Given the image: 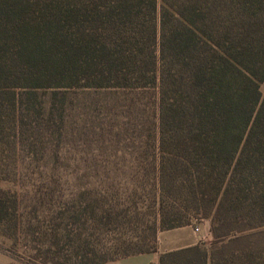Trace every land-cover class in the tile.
Instances as JSON below:
<instances>
[{
    "label": "trees",
    "instance_id": "1",
    "mask_svg": "<svg viewBox=\"0 0 264 264\" xmlns=\"http://www.w3.org/2000/svg\"><path fill=\"white\" fill-rule=\"evenodd\" d=\"M261 84L264 0H0V236L105 264L207 222L159 264H264Z\"/></svg>",
    "mask_w": 264,
    "mask_h": 264
},
{
    "label": "rangeland",
    "instance_id": "2",
    "mask_svg": "<svg viewBox=\"0 0 264 264\" xmlns=\"http://www.w3.org/2000/svg\"><path fill=\"white\" fill-rule=\"evenodd\" d=\"M260 93L261 96L264 97V84L260 85ZM0 187L3 189L11 190V191H17L18 193L22 192V189H16V187L13 184L9 183H1ZM28 190V189H27ZM32 190V189H29ZM28 197H32V194H30ZM192 231H194L195 228L199 229L198 234L199 240H203L202 242L205 245H208L211 243V237L207 231L208 223L202 222V223H196L193 222L191 226H189ZM165 232V231H164ZM172 232H165V233H158L157 235V244L158 241L161 243V245H167L168 242L173 241L174 238H170L172 236ZM30 245L26 246L24 239L21 238L18 240L16 247L13 246V244L8 241L7 239L0 236V264H43L42 257L35 258V253L32 250V243H29Z\"/></svg>",
    "mask_w": 264,
    "mask_h": 264
},
{
    "label": "crops",
    "instance_id": "3",
    "mask_svg": "<svg viewBox=\"0 0 264 264\" xmlns=\"http://www.w3.org/2000/svg\"><path fill=\"white\" fill-rule=\"evenodd\" d=\"M207 231H208V227H207ZM165 232L174 233L172 234V236H170V238H174V240L168 242L167 245H163V244L161 245V243L158 241L157 250L155 253L139 254V255L115 260L112 262H108L105 264H159V256L161 254L183 248L192 247L199 243L198 234H195L194 231H192L189 226L170 230V231H165Z\"/></svg>",
    "mask_w": 264,
    "mask_h": 264
},
{
    "label": "built area",
    "instance_id": "4",
    "mask_svg": "<svg viewBox=\"0 0 264 264\" xmlns=\"http://www.w3.org/2000/svg\"><path fill=\"white\" fill-rule=\"evenodd\" d=\"M194 232H195V233H198V232H199V229H198V228H195V229H194ZM202 241H203V240H199V243H203Z\"/></svg>",
    "mask_w": 264,
    "mask_h": 264
}]
</instances>
